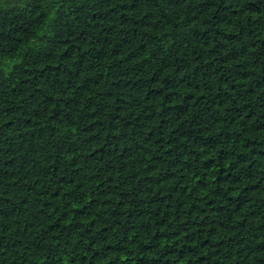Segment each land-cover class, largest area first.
Returning <instances> with one entry per match:
<instances>
[{"label": "trees", "instance_id": "1", "mask_svg": "<svg viewBox=\"0 0 264 264\" xmlns=\"http://www.w3.org/2000/svg\"><path fill=\"white\" fill-rule=\"evenodd\" d=\"M0 264H264V0H0Z\"/></svg>", "mask_w": 264, "mask_h": 264}]
</instances>
